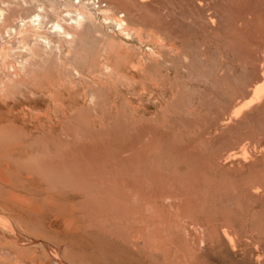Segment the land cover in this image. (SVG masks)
I'll return each instance as SVG.
<instances>
[{
  "label": "rangeland",
  "instance_id": "1",
  "mask_svg": "<svg viewBox=\"0 0 264 264\" xmlns=\"http://www.w3.org/2000/svg\"><path fill=\"white\" fill-rule=\"evenodd\" d=\"M98 1L0 73V264H264V0Z\"/></svg>",
  "mask_w": 264,
  "mask_h": 264
},
{
  "label": "bare ground",
  "instance_id": "2",
  "mask_svg": "<svg viewBox=\"0 0 264 264\" xmlns=\"http://www.w3.org/2000/svg\"><path fill=\"white\" fill-rule=\"evenodd\" d=\"M88 1L0 0V73L3 74V78H11V81L15 79L18 82H22L25 80L24 78H32V75L36 73V69L38 70L36 68L33 73V68H35L36 63L45 61L51 57L58 61L64 58L67 59L70 66V68H67L71 69L75 75V71H79L75 63L82 58V53L76 48L77 46H75L74 42L76 43L75 40L79 38L80 31L83 27H86L87 30L90 28L93 30L95 22L100 16L97 15L98 11L96 12V9H93V6L97 8L99 5L95 4L94 0L90 4ZM97 10H99V14L101 13L103 21L107 19L114 21L120 32L129 35V31L131 32V30L127 27V23L121 18V15L110 16L109 8ZM94 29L96 30V26ZM100 64V72L111 69V65L105 61H101ZM42 71L41 75L43 76ZM45 78L44 76L43 79ZM34 79L37 80V78ZM34 79H31L36 82L34 84H37L38 81H40L38 84L42 82L44 84V81L45 83L47 81L48 83L44 84L46 87L50 84H52L53 90L59 87L58 82V86L56 84L53 86L56 82L51 83L48 78L42 82L41 80L43 79L41 77L37 81ZM40 84L39 86H41ZM41 87L44 88L43 86ZM6 88L7 86L5 84L0 85V89L3 91ZM53 90L48 91H51V93L57 96L58 94H56V91L54 93ZM53 94H51V97H54ZM53 99L56 101V104L60 103L56 97ZM248 103L249 101L245 104Z\"/></svg>",
  "mask_w": 264,
  "mask_h": 264
},
{
  "label": "built area",
  "instance_id": "3",
  "mask_svg": "<svg viewBox=\"0 0 264 264\" xmlns=\"http://www.w3.org/2000/svg\"><path fill=\"white\" fill-rule=\"evenodd\" d=\"M94 2H95V4H98V3H99V1H98V0H94Z\"/></svg>",
  "mask_w": 264,
  "mask_h": 264
}]
</instances>
